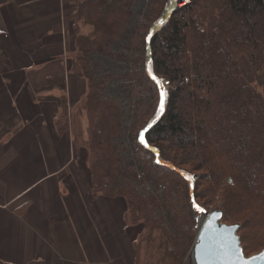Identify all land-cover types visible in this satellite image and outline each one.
I'll return each instance as SVG.
<instances>
[{
  "label": "trees",
  "instance_id": "trees-1",
  "mask_svg": "<svg viewBox=\"0 0 264 264\" xmlns=\"http://www.w3.org/2000/svg\"><path fill=\"white\" fill-rule=\"evenodd\" d=\"M201 1L150 0L130 34L135 0H81L74 12L86 32L76 34L71 68L88 87L75 154L80 141L93 197L125 202L134 264H184L196 206L208 211L215 197L223 223L240 225L245 257L264 250V0H217L212 27ZM227 45L247 57L254 85L241 83ZM96 55L126 67L97 77ZM113 80L132 101L129 126L106 96ZM159 116L145 147L140 134ZM55 125L71 130L66 116Z\"/></svg>",
  "mask_w": 264,
  "mask_h": 264
},
{
  "label": "crops",
  "instance_id": "crops-1",
  "mask_svg": "<svg viewBox=\"0 0 264 264\" xmlns=\"http://www.w3.org/2000/svg\"><path fill=\"white\" fill-rule=\"evenodd\" d=\"M79 1L0 0V264H132V233L125 215H114L119 203L66 174L73 135L52 132L59 107L69 118L76 104L68 96L82 99L86 89L71 68L73 37L86 32L75 23ZM6 176L29 182L17 192Z\"/></svg>",
  "mask_w": 264,
  "mask_h": 264
},
{
  "label": "rangeland",
  "instance_id": "rangeland-1",
  "mask_svg": "<svg viewBox=\"0 0 264 264\" xmlns=\"http://www.w3.org/2000/svg\"><path fill=\"white\" fill-rule=\"evenodd\" d=\"M181 1H183V0H181ZM149 2H150V0H135L134 18H133L132 22H130V25H129V34L134 30V27L137 25V22L142 19ZM189 2H190V0H189ZM221 7H222V4L217 0H202L201 5L198 4V9L200 12L207 11V17H208L207 23L210 24L211 27L215 25V23L217 21L216 15H217L218 10ZM112 47L115 50L118 49V45H114ZM226 47L230 51L232 57L234 58V60L237 63V67H238L239 72H240L239 76H240L241 83L247 84V85H251V84L254 85L253 73H252L251 67L249 65V62L247 60V57L244 56L243 54L242 55L238 54L236 49H233L229 45H227ZM73 49H74V43H73ZM94 63H95L94 73H95V76H97V77L107 75V74L115 75L118 77L124 71V69L126 67L122 63L111 61L105 57H100L98 55L95 56ZM162 86L165 87L166 84H163ZM75 87H76V84L73 85L72 91L75 90ZM87 92H88V87L86 85V89L82 93V94H84L83 95L84 97L82 99H81V95H78V97H76V98H73V96L69 95L68 96L69 99H67L68 103L74 102V104H76V105H74V106H76V108L73 110V112H71V116H70V114L68 116L69 117L68 122L71 125L70 132L73 135V142H74L75 136L76 137L80 136L78 132L85 130L86 126H87L86 114L84 112H82V110H83L82 106L85 103L84 99L87 95ZM106 96L109 98L117 100V102L120 104L122 110L125 111V114H124L125 124L127 126H129L130 122H131L130 121L131 120L130 109H131L132 101L129 98H127V93L120 88V82L119 81L113 80L112 82H110V84L106 90ZM63 104L65 106V104H66L65 99H64ZM63 115H64V113L59 107L58 117L63 116ZM72 125H73V131H72ZM55 127H56V125H55ZM52 132H53V134H56L57 131L52 129ZM62 137H63V135L61 134V138ZM80 140H81V137H80ZM120 142L125 147H128V145L130 144V138L128 137V133L125 134L124 138ZM77 145H78V155L76 156V154L74 152L73 164L70 165V168L67 170L66 174H72V176L74 178H76L78 182L81 181L84 184L89 185V187H90L89 177L87 176V172H86V171H88L87 165L85 164V161H83V162L81 161V158L84 159L83 148H82L83 146L80 143V141H79V144L77 143ZM73 147H74V144H73ZM129 164H132V161ZM5 179H6L5 181H6L7 186L9 187V189L13 188L17 192H19L22 184H24L23 186H25V184L27 186V184L29 182V179H27V180L26 179H19L17 177L13 178V177L6 176ZM1 181H2V179L0 178V182ZM30 183H31V181H30ZM62 186L63 185L61 183V189H58L60 195H63V193H64V191L62 190L63 189ZM1 187H3V185L0 184V188ZM59 187H60V185H59ZM39 193H40V195L37 194V197H38V199L41 200V192L39 191ZM34 198H35L34 194H31L30 196L24 198L20 202L24 203L27 199L35 200ZM114 200L119 203V206L115 207L114 215L115 216H121V217L124 216L126 211H127L125 202L122 199H114ZM212 201H213V204L208 207V212H211L213 210H219V207L221 204L220 200L217 199V197H215ZM18 205H19V203L17 205L15 204V206L13 208L18 207ZM97 205L99 206V204H97ZM35 210L41 214V211H39V209L37 207H35V205H32L29 209V211H32V212H34ZM93 210H94V208H91L90 211L93 212ZM98 210L103 215L107 226H109L104 210L101 208H98ZM204 218H205V214L200 215L199 216V223H201ZM118 220L119 219H117V221ZM90 223L93 224V221L91 218H90ZM199 223H198V229L200 227ZM222 223H223V221H222ZM82 224H84V223H82ZM198 229H197V232H198ZM196 235H197V233H196ZM195 238H196V236H195ZM195 238H194V241H195ZM194 241H192L193 244H194ZM193 244H192V246L188 252L187 259L184 260V262L186 264H191L190 260H189V254L192 250ZM258 249H259V247H258ZM129 250L132 251V264H134L133 263L134 262V251H133L132 247ZM257 253L258 252H256L255 254H257Z\"/></svg>",
  "mask_w": 264,
  "mask_h": 264
},
{
  "label": "water",
  "instance_id": "water-1",
  "mask_svg": "<svg viewBox=\"0 0 264 264\" xmlns=\"http://www.w3.org/2000/svg\"><path fill=\"white\" fill-rule=\"evenodd\" d=\"M177 0H172L173 5ZM166 17L162 19L161 23L156 25L151 32L154 33L156 28L163 24ZM151 79L157 83L158 80L153 79L154 76L150 75ZM160 119L157 117L150 123L143 131L145 134L151 127H153ZM156 156L158 152L155 151ZM205 214L192 250L189 254L191 264H264V250L254 254L250 257H245L241 247L240 237L238 231L239 225H225L222 223V212L214 210L211 212H202Z\"/></svg>",
  "mask_w": 264,
  "mask_h": 264
},
{
  "label": "snow or ice",
  "instance_id": "snow-or-ice-1",
  "mask_svg": "<svg viewBox=\"0 0 264 264\" xmlns=\"http://www.w3.org/2000/svg\"><path fill=\"white\" fill-rule=\"evenodd\" d=\"M153 79H155V77H153ZM157 83H159V81H157ZM163 98H164V93L162 91L161 92L160 111H163V106H164L163 105ZM140 142L142 144H144L145 147H148V145L145 143V139H144V134L143 133L140 134ZM194 206H196V205H194ZM196 207H197V211H200V212L204 211L202 208H199L198 206H196ZM261 258H264V257H261Z\"/></svg>",
  "mask_w": 264,
  "mask_h": 264
},
{
  "label": "built area",
  "instance_id": "built-area-1",
  "mask_svg": "<svg viewBox=\"0 0 264 264\" xmlns=\"http://www.w3.org/2000/svg\"><path fill=\"white\" fill-rule=\"evenodd\" d=\"M183 2H184L185 4H187V3H189V0H183Z\"/></svg>",
  "mask_w": 264,
  "mask_h": 264
},
{
  "label": "bare ground",
  "instance_id": "bare-ground-1",
  "mask_svg": "<svg viewBox=\"0 0 264 264\" xmlns=\"http://www.w3.org/2000/svg\"><path fill=\"white\" fill-rule=\"evenodd\" d=\"M35 1H41V0H35ZM74 39L76 38V35L73 37ZM162 92V91H161Z\"/></svg>",
  "mask_w": 264,
  "mask_h": 264
}]
</instances>
